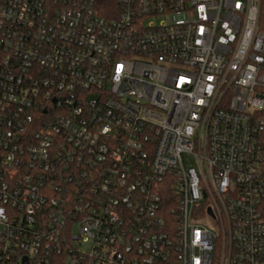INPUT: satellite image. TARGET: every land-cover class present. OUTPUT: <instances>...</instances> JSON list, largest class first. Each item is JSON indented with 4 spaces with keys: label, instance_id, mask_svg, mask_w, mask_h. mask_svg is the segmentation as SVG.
<instances>
[{
    "label": "built area",
    "instance_id": "2783aa9c",
    "mask_svg": "<svg viewBox=\"0 0 264 264\" xmlns=\"http://www.w3.org/2000/svg\"><path fill=\"white\" fill-rule=\"evenodd\" d=\"M0 264H264V0H0Z\"/></svg>",
    "mask_w": 264,
    "mask_h": 264
},
{
    "label": "trees",
    "instance_id": "16d2710c",
    "mask_svg": "<svg viewBox=\"0 0 264 264\" xmlns=\"http://www.w3.org/2000/svg\"><path fill=\"white\" fill-rule=\"evenodd\" d=\"M108 4H109V5H111L112 3H111V2H109Z\"/></svg>",
    "mask_w": 264,
    "mask_h": 264
},
{
    "label": "rangeland",
    "instance_id": "374dc122",
    "mask_svg": "<svg viewBox=\"0 0 264 264\" xmlns=\"http://www.w3.org/2000/svg\"><path fill=\"white\" fill-rule=\"evenodd\" d=\"M76 231V230H75Z\"/></svg>",
    "mask_w": 264,
    "mask_h": 264
}]
</instances>
